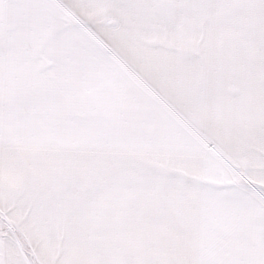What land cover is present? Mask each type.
<instances>
[{
	"label": "snow or ice",
	"instance_id": "obj_1",
	"mask_svg": "<svg viewBox=\"0 0 264 264\" xmlns=\"http://www.w3.org/2000/svg\"><path fill=\"white\" fill-rule=\"evenodd\" d=\"M0 264H264V0H0Z\"/></svg>",
	"mask_w": 264,
	"mask_h": 264
}]
</instances>
